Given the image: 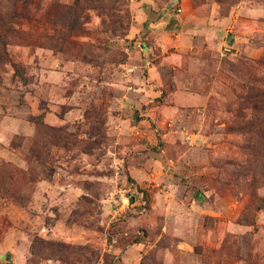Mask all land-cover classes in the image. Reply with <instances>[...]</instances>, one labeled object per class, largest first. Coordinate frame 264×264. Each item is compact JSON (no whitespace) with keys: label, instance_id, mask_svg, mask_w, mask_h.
<instances>
[{"label":"rangeland","instance_id":"374dc122","mask_svg":"<svg viewBox=\"0 0 264 264\" xmlns=\"http://www.w3.org/2000/svg\"><path fill=\"white\" fill-rule=\"evenodd\" d=\"M0 264H264V0H0Z\"/></svg>","mask_w":264,"mask_h":264}]
</instances>
